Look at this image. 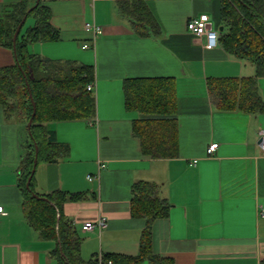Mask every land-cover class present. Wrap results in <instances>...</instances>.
Here are the masks:
<instances>
[{"label": "crops", "instance_id": "0c3cea01", "mask_svg": "<svg viewBox=\"0 0 264 264\" xmlns=\"http://www.w3.org/2000/svg\"><path fill=\"white\" fill-rule=\"evenodd\" d=\"M51 11L60 39L28 46V52L52 60L75 61L94 68L95 115L90 120L47 124L55 141L69 148L67 157L39 163L33 190L82 194L62 206L82 240L84 261L96 255L136 256L144 220L131 216L132 187L156 184L169 204L166 218L152 225L153 253L174 264H264V157L258 146L264 113L220 111L212 103L210 79L256 80L264 101V77L248 61L219 44L203 47L187 31L192 17L206 14L219 31L215 0H40ZM140 1L159 32L139 36L120 14L122 2ZM19 0H0V15ZM100 26L94 36L84 25ZM225 31L223 27L222 32ZM219 31V33H222ZM84 44L89 48L84 49ZM15 63L0 46V70ZM172 78L177 96L178 154L152 158L141 151L133 121L142 116L125 109L127 79ZM29 141L27 126L8 119L0 107V264H57L55 244L27 223L18 181ZM217 143L213 156L209 144ZM103 165V167H101ZM90 177V178H89ZM99 217L107 227L84 231ZM142 264H151L143 262Z\"/></svg>", "mask_w": 264, "mask_h": 264}, {"label": "trees", "instance_id": "16d2710c", "mask_svg": "<svg viewBox=\"0 0 264 264\" xmlns=\"http://www.w3.org/2000/svg\"><path fill=\"white\" fill-rule=\"evenodd\" d=\"M218 2V25L225 31L219 34V44L234 57L248 61L256 68V76L264 77V0H215ZM30 0H20L0 15V46L13 53V35L26 15L33 25L19 33L15 63L0 70V107L8 119H16L27 126L35 115L29 141L22 158L19 189L23 215L39 236L55 244L51 257L57 264H174L152 250V225L169 212V204L159 198L156 184L138 182L132 187L131 216L144 220L136 256L102 254L84 261L80 255L81 236L71 221L62 214L67 201H76L82 194L52 192L36 194L26 188L31 176L38 148V163H52L68 156L66 144L55 141L47 124L61 121L90 120L95 115V98L87 86L94 82V68L75 61L44 58L28 52L35 43H49L60 39L59 31L51 24V11L40 1L34 7ZM119 12L126 17L139 36L155 35L159 27L143 2H122ZM28 88L30 91H28ZM207 89L212 103L220 111L240 110L252 115L264 113L256 80L210 79ZM32 100H31V98ZM124 105L127 111L142 117L133 121V134L140 140L141 151L152 158H171L178 154L177 96L172 78L127 79L123 83ZM36 194L39 198H35ZM59 218V220H58Z\"/></svg>", "mask_w": 264, "mask_h": 264}, {"label": "built area", "instance_id": "2783aa9c", "mask_svg": "<svg viewBox=\"0 0 264 264\" xmlns=\"http://www.w3.org/2000/svg\"><path fill=\"white\" fill-rule=\"evenodd\" d=\"M211 18L206 15L202 14L198 17H192L187 22V31L188 33L193 36L197 40H203V47L207 50H213L218 47L219 45V31L213 27L211 23ZM84 29L87 32L92 33L94 36L100 35L102 33V29L100 26L95 24L86 23L84 25ZM84 49L89 48L88 44H84ZM87 91L94 92V82L90 83L87 86ZM258 146L261 150L262 157H264V130L259 132V142ZM218 148L217 143H211L208 145L206 149L207 156H213L215 151ZM103 167V165L101 166ZM90 178V177H89ZM4 214V209L0 206V215ZM260 215L264 217V212L261 210ZM107 227V221L103 217H99L95 223L87 222L82 226V230L84 231H93L98 230L101 232Z\"/></svg>", "mask_w": 264, "mask_h": 264}, {"label": "water", "instance_id": "95a60500", "mask_svg": "<svg viewBox=\"0 0 264 264\" xmlns=\"http://www.w3.org/2000/svg\"><path fill=\"white\" fill-rule=\"evenodd\" d=\"M40 0H36V4L34 5V7H36L38 4H39ZM32 10V8L30 10H28V12L26 13V15L22 18L21 22L19 23V25L17 26L15 32H14V35H13V40H12V43H13V55L15 56V50H16V42H17V39H18V36H19V33L22 29V26L24 25L26 19H27V15L30 13V11ZM223 30V27H220L219 28V31L222 32ZM28 91L29 88H28ZM31 98V96H30ZM32 100V98H31ZM32 105H33V114H32V117L31 119L29 120V122L27 123V130H30V127H31V124H32V119L35 115V103L32 101ZM37 154H38V148L37 146H35V158H34V165H33V169H32V172H31V176L29 177L28 181H27V184H26V188L27 189H30V182H31V179L35 173V170H36V166H37V163H38V160H37ZM33 196L35 198H39L36 194H33ZM59 220V218H58Z\"/></svg>", "mask_w": 264, "mask_h": 264}, {"label": "rangeland", "instance_id": "374dc122", "mask_svg": "<svg viewBox=\"0 0 264 264\" xmlns=\"http://www.w3.org/2000/svg\"><path fill=\"white\" fill-rule=\"evenodd\" d=\"M34 1L35 0H30V3L32 4V3H34ZM32 25H33V20L31 18L27 19L26 24H25V26H24L22 31H24L26 29V27H29V26H32Z\"/></svg>", "mask_w": 264, "mask_h": 264}]
</instances>
